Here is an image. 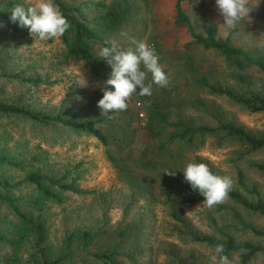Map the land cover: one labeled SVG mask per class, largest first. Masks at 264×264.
I'll list each match as a JSON object with an SVG mask.
<instances>
[{"label": "trees", "instance_id": "obj_1", "mask_svg": "<svg viewBox=\"0 0 264 264\" xmlns=\"http://www.w3.org/2000/svg\"><path fill=\"white\" fill-rule=\"evenodd\" d=\"M192 1H176V23L188 28L193 40L190 44L220 55L228 70L225 80L203 74L193 78L194 82L207 95L224 97L251 113L264 115V54L234 46L229 38H218L214 27L204 35L197 34L181 5ZM17 3L24 4L20 0H0V80L50 84L49 80L35 75L25 76V70L16 71L18 65L2 44L8 36L24 37L29 33L27 28L10 20L11 9ZM55 4L71 25L59 37L63 61L83 60L95 76L104 77L108 67L97 55L98 49L109 46L105 42L128 24L133 6L126 0H55ZM189 62L191 66L194 63L191 59ZM255 87L261 90L257 92ZM67 100L65 98L61 106L50 113L0 100V116L54 123L92 135L104 147L106 158L124 182L127 201L120 199L122 216L112 225H104L106 218H101V225L65 230L59 245L54 243L53 249L46 220L42 219L48 202L62 203L61 193L65 191L90 194L105 215L115 200L112 190H85L75 182L76 177L66 181L55 171L39 168L28 170L18 180L0 176V205L5 207L4 211L0 210V264H141L139 259L146 256L147 251L153 253L152 246L145 242L152 204L163 206L171 220L167 231L170 240L164 242L161 264H218L217 243L224 244L225 254L230 259L239 257V264L264 263V190L251 176L253 173L264 178V158L257 157L264 152L263 135L242 124L224 120L204 105V99L196 96L190 100L188 108L202 109L201 112L213 118L214 124L198 125L182 114L170 118L153 104L146 127L150 140L138 157L133 150L136 128L131 120L121 122L113 113L78 119L77 113L71 114L65 108ZM88 103L91 107V102ZM82 107L85 109L86 105ZM102 123L110 124L111 130L104 131L100 127ZM208 139L212 140L214 148L229 149L231 173L196 154ZM6 151L5 146L0 148V166H18L25 161L15 159ZM189 162L204 163L214 174L232 180L228 198L213 206L212 214L206 215L205 229L193 222L185 209L206 206L204 197L184 180L182 170ZM168 170L175 175L165 172ZM24 186L31 187L32 192L22 193ZM131 209L135 211L127 218ZM217 235L223 239L218 241Z\"/></svg>", "mask_w": 264, "mask_h": 264}, {"label": "rangeland", "instance_id": "obj_2", "mask_svg": "<svg viewBox=\"0 0 264 264\" xmlns=\"http://www.w3.org/2000/svg\"><path fill=\"white\" fill-rule=\"evenodd\" d=\"M20 1L24 4L33 2ZM126 1L133 6V16L117 36L110 38V41L116 40L122 48L134 47L128 38L121 35L122 32H126L128 37L147 43L158 54L159 63L169 80L167 87L161 88L153 84L150 97L134 94L127 101L126 110L113 113L121 122L131 120L136 128L133 150L138 157L150 140L146 127L153 104L158 105V109L170 118L182 114L185 119L198 125L214 124L213 118L208 113L201 112L202 109L188 108L190 100L196 96L204 99V105L224 120L242 124L264 136L262 113H251L224 97L207 95L194 82L193 78L203 74L225 80L228 70L226 62L220 55L204 50L200 45L190 44L193 40L188 28L184 24L176 23L177 0ZM181 5L197 34L204 35L210 27H214L218 38H229L230 44L234 46L259 50L264 54V0H259L258 6L253 8L248 17L231 29L223 24L215 0H194L182 2ZM2 44L7 54L12 57V61L18 65L16 71L25 70V76L35 75L51 83L34 85L0 80V100L28 105L33 110L50 113L59 108L61 102L67 98L65 108L71 111V114L77 113L78 119L80 117L93 119L101 113L97 102L103 96L104 82L111 73V66L105 59L108 71L100 78L89 70L83 60L69 59L64 62L63 45L59 37L47 42L35 40L28 33L24 37L8 36ZM190 59L194 62L192 66ZM82 79L86 80L87 86L82 87L77 83ZM150 81L149 74L146 83ZM254 90L259 92L261 89L255 87ZM88 102H91V107ZM83 105H86L85 109ZM139 112L143 113L142 117ZM100 127L107 132L111 130L110 124L102 123ZM4 146L7 148L6 152L15 159L25 161L18 166H0V176L3 178L18 180L24 177L28 170L39 168L42 171H55L58 176H64L66 181L76 177L75 182L82 189H93L98 192L112 190V196H115L113 205L105 215L90 194L78 195L65 191L61 193L62 203L48 202L42 219L46 220L53 249L54 243L59 245L65 230L76 226L101 225L103 223L101 218H106L104 225H112L121 218L123 207L120 199L125 203L127 201L124 182L119 179L116 169L106 158L104 147L92 135L54 123L45 124L21 117L0 116V148ZM228 150L214 148L212 140L208 139L196 150V154L208 158L217 167L231 173L228 168ZM257 157L264 158V152ZM251 176L258 180L259 187L264 190V178L253 173ZM21 191L32 192V189L24 186ZM139 203H142V200ZM136 207L138 208L137 205ZM152 207L145 242L147 246H152L153 253L147 251L148 254L139 259L141 264H161L164 242L170 240L167 231L171 220L165 208L158 204H152ZM4 208L0 205L1 211H4ZM185 209L193 222L201 228H206V215L213 213L212 208L205 206ZM134 211L129 210L127 218H130Z\"/></svg>", "mask_w": 264, "mask_h": 264}, {"label": "clouds", "instance_id": "obj_3", "mask_svg": "<svg viewBox=\"0 0 264 264\" xmlns=\"http://www.w3.org/2000/svg\"><path fill=\"white\" fill-rule=\"evenodd\" d=\"M258 4L259 0H215L217 11L228 29L248 17ZM10 20L21 28H27L35 40L42 41L61 37L71 27L55 0H33L27 6L17 3L11 9ZM121 35L128 38L134 47L122 48L116 40L106 41L109 46L101 48L97 54L111 66L110 76L104 82L103 96L97 102L101 115L124 111L128 107L127 101L134 94L150 97L153 84L163 88L169 83L155 49L143 41L128 37L126 32ZM149 74L151 81L146 83ZM77 83L82 87L87 86L84 79ZM182 171L184 180L204 197L203 202L208 208L228 198L232 189L230 177L216 175L206 164L196 162L187 163ZM165 172L175 175L173 171ZM215 238L218 241L223 239L219 235ZM215 254L218 264H239V257L230 259L225 254L223 243L215 245Z\"/></svg>", "mask_w": 264, "mask_h": 264}, {"label": "built area", "instance_id": "obj_4", "mask_svg": "<svg viewBox=\"0 0 264 264\" xmlns=\"http://www.w3.org/2000/svg\"><path fill=\"white\" fill-rule=\"evenodd\" d=\"M137 106H139V103H136ZM139 115L142 117L143 116V113L142 112H139Z\"/></svg>", "mask_w": 264, "mask_h": 264}]
</instances>
